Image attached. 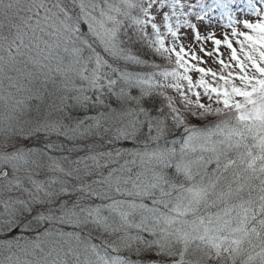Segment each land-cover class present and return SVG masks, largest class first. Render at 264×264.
<instances>
[{"label": "snow or ice", "instance_id": "6c2138e0", "mask_svg": "<svg viewBox=\"0 0 264 264\" xmlns=\"http://www.w3.org/2000/svg\"><path fill=\"white\" fill-rule=\"evenodd\" d=\"M238 2L0 0V264H264V0Z\"/></svg>", "mask_w": 264, "mask_h": 264}, {"label": "rangeland", "instance_id": "374dc122", "mask_svg": "<svg viewBox=\"0 0 264 264\" xmlns=\"http://www.w3.org/2000/svg\"><path fill=\"white\" fill-rule=\"evenodd\" d=\"M238 18H241V19H243V18H247V19H249L250 20V22H256L257 21V17H255V16H251V15H249L248 14V11H245V12H240L239 14H238V16H237ZM215 28H216V36L217 37H220V38H222V36L224 35V33H225V31L229 34V36H230V29H221L220 27H219V25H215ZM238 30H240V31H248V30H246V29H243V27H242V25H238ZM205 48L206 49H208V50H211L212 49V45H211V43L210 42H206L205 43ZM234 47H237V49H238V45H236L235 43H234ZM197 50H198V46H197ZM220 51H221V53L223 54L222 55V58L226 61V62H229L228 61V50L226 49V48H221L220 49ZM203 59H205L206 61H207V63L206 64H204V65H202V66H204V67H210V68H212L213 70H219V65H217V64H215L214 62H213V59L212 58H209V57H203ZM192 75H193V77L195 78L196 77V73H192Z\"/></svg>", "mask_w": 264, "mask_h": 264}, {"label": "trees", "instance_id": "16d2710c", "mask_svg": "<svg viewBox=\"0 0 264 264\" xmlns=\"http://www.w3.org/2000/svg\"><path fill=\"white\" fill-rule=\"evenodd\" d=\"M234 13L236 16H238V14L240 12H245V11H248L247 7H246V0H239L238 4L235 6V8L233 9ZM149 59L151 57H148ZM157 62H160L159 61V58H157ZM165 64V66H167V62H163ZM144 71H149V69H144ZM174 95V93H172Z\"/></svg>", "mask_w": 264, "mask_h": 264}]
</instances>
